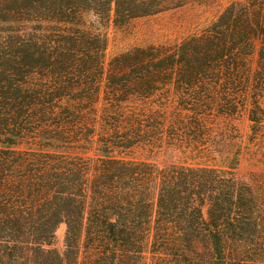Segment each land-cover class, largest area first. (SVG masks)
Wrapping results in <instances>:
<instances>
[{
    "label": "trees",
    "instance_id": "1",
    "mask_svg": "<svg viewBox=\"0 0 264 264\" xmlns=\"http://www.w3.org/2000/svg\"><path fill=\"white\" fill-rule=\"evenodd\" d=\"M193 0H0V264H264V0L105 67L92 28ZM172 148L162 169L130 157ZM66 225L64 255L56 232Z\"/></svg>",
    "mask_w": 264,
    "mask_h": 264
},
{
    "label": "rangeland",
    "instance_id": "2",
    "mask_svg": "<svg viewBox=\"0 0 264 264\" xmlns=\"http://www.w3.org/2000/svg\"><path fill=\"white\" fill-rule=\"evenodd\" d=\"M236 0H193L186 5L156 15L118 24L113 19L100 25L93 20L92 28L105 38V67L117 56L136 48L150 46H175L189 36L201 32L215 22L229 4ZM264 108V98L261 102ZM240 130L242 154L235 170L241 181H249L251 174L264 173V125L253 129L247 115L234 122ZM130 157L147 161L159 169L186 162L181 152L164 147L136 150ZM66 225L56 232L54 248L64 255Z\"/></svg>",
    "mask_w": 264,
    "mask_h": 264
}]
</instances>
